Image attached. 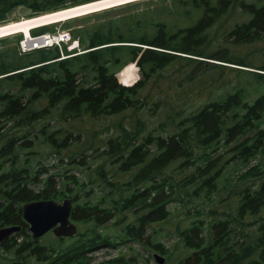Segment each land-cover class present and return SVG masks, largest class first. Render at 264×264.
I'll use <instances>...</instances> for the list:
<instances>
[{
	"label": "trees",
	"instance_id": "trees-1",
	"mask_svg": "<svg viewBox=\"0 0 264 264\" xmlns=\"http://www.w3.org/2000/svg\"><path fill=\"white\" fill-rule=\"evenodd\" d=\"M94 1L98 0H48L50 6L56 3L55 9L30 7L49 13ZM188 1L195 11L203 9L212 21L235 5L248 13L249 23L233 30L241 43L254 42L264 33V6L244 4V0ZM67 2L71 4L66 6ZM17 3L26 5L25 0H0L7 11ZM165 14L159 8L127 11L83 26L73 34L80 40L83 53L71 56L65 47L64 55L70 56L66 59L58 47L26 54L17 47L18 54L0 56V228L21 227L0 244L5 252L14 254L10 264H23L28 258L40 264H95L91 256L95 250L128 240L148 244L164 255L168 250L162 242H153V233L148 234V229L171 217L169 205L182 193L189 198L217 197L231 165L241 172L233 178V187L225 186L223 190L236 198L235 208L224 215L211 210L209 218L196 219L180 232L187 250L180 264H264V73L208 64L180 54L263 72L264 65L233 61L225 50L220 56L205 54L196 43L213 22L201 19L192 26L178 27L168 24ZM132 63H137L142 77L133 86H122L117 75ZM171 68H177L183 76L174 81L179 89L177 99L187 97L186 82L208 83L204 105L188 114L187 109L178 112L170 118L167 130L168 124H163L147 131L141 118L128 125L115 120L128 114L129 118L138 117L149 107L150 102L143 99L144 90L159 84ZM233 76L238 80L236 84ZM121 77L126 76L122 73ZM162 105V100L156 101L152 111ZM58 117L65 123L102 118L115 127L99 147L90 144L80 156L68 157L70 165L86 166L90 153L97 152L102 161L96 164L95 172L99 180L119 192L117 197L87 191V186L97 185L93 175L83 182L66 172L58 183L56 174H49L44 166L32 175L29 162L27 167L18 165L20 152L32 149L37 141L31 139V133L8 134L2 124L12 122L13 129H32L38 122L49 124ZM48 124L40 132L43 142L57 154L70 149L81 137V132L74 139L70 134L73 132H64L60 127L55 130ZM45 174L47 177L42 178ZM82 193L88 199L85 202ZM65 199L74 202L71 220L85 230L70 238L54 235L56 245L45 246L28 233L22 206ZM122 216L123 221L112 223ZM110 223L121 226L119 236L105 234ZM98 264L139 263L119 256Z\"/></svg>",
	"mask_w": 264,
	"mask_h": 264
},
{
	"label": "rangeland",
	"instance_id": "rangeland-1",
	"mask_svg": "<svg viewBox=\"0 0 264 264\" xmlns=\"http://www.w3.org/2000/svg\"><path fill=\"white\" fill-rule=\"evenodd\" d=\"M25 1L26 5L17 3L15 7L10 11H7L0 4V26L23 22L24 20H27L31 17H37L43 14L46 15L50 13H43L46 11H35L30 7L31 4L37 5L41 9H55L56 7V3H53L50 6L48 0ZM183 2L184 3H180L179 0H146L138 3L127 4L122 7H117L110 10H105L100 13L72 19L66 21V23L60 22L49 26L47 29H37L35 30L33 36H40L46 33H55L58 30H67L72 34H75L76 31L80 28H83V26H86L88 24L92 25L99 20L104 21L106 18L113 17L123 12H142L147 9L153 10L159 8L161 12H166V22L173 26L175 25L178 27L186 28L196 24L201 19H207L208 21L210 20L211 22H213V26H210L206 33H203V37L201 38V40L196 43L200 50L203 49V52L205 54L220 56L223 50H225L227 57L232 58L233 61H244L246 63L254 64L259 67L264 65V33H260L258 38L254 42H251L249 44L241 43L242 40L238 39L233 34L234 29L249 23L251 17L248 13H245V11H243L239 6L235 5L231 10H229V12H225V14L212 21L211 18L205 16V12L203 9H200V11H195L192 7L191 2H189L188 0H184ZM244 2V4L256 5L258 7L264 6V0H244ZM70 4L71 2L65 3L66 6ZM23 35L24 34L21 33L17 35H10L9 38L5 37L6 39L2 38V40H0V56H4L7 54L11 56L14 54V52L18 54L17 47H19L20 49V43L25 40ZM81 48L83 50V46ZM180 55L192 59L203 60L208 64H219L227 66L228 68L264 73L262 70L241 67L235 64H229L218 60H212L208 58L202 59L200 57L184 54ZM183 63L186 64L188 62ZM136 65L137 64H135V66ZM136 67L138 69V76L135 79L136 81H134V84H136L142 77L139 67ZM182 77L183 76H181L180 72L177 71V68L169 69L163 74L162 78L164 79H159H162L159 84H151L148 89L144 90L143 99H147L150 102L149 107L147 106L145 110L139 112L138 117L129 118L128 114L126 116L116 117L115 120L118 123H122L123 125H128L131 124L134 120H138L141 118L145 124L147 131L154 130L159 129L163 124H168L170 118H173L178 112L187 109L186 114H188L198 107L204 105L207 102L206 91L208 90V83H198L197 80L186 82L185 90L188 91L187 97L185 99H177L176 95L179 89L176 88L174 81ZM117 78L118 83L122 86H125L121 83L118 75ZM232 81L233 84H236L238 82L235 76L232 77ZM158 100H162L163 105L157 111H152V109L154 108V103ZM36 107L40 108L41 106L37 105ZM130 114H133V112L130 111ZM45 124L47 125L48 123H45L44 121L38 122L37 124L32 126V129L21 128L19 130H17V128L13 129L14 125L12 122H9L8 125L2 124L8 134L21 132L20 135L22 136L24 134L31 133V139L35 140V142L37 141L35 143V147H33L32 149H26L23 152H20L21 155L18 159V165H21V167H27L26 161L27 163L29 162V170L32 175L36 171H39V168L41 166H44L49 170V174H56V180L58 183L59 180H62L60 178L63 177L66 172H68V174L76 175L77 177L81 178L83 182H87V179L93 175L97 182V185L87 186V191H93V193H96V196H105L104 194H106L107 196L112 193L115 197H117L119 192L113 190L111 187H108L102 180H99V177L95 172L96 164L102 161V159H99L100 155L97 152L90 153L92 155L87 161L86 166L70 165L68 157V155L72 154H77L78 156H80L85 151V148L90 146V144H93L95 147H99L104 142V138L111 136L115 132V127L112 126V123L109 120L102 118L98 120H91L89 118H86L82 121L67 123L64 122L62 117L55 118L54 122L48 124L51 128H54L56 130L60 127V129L67 133H69L68 131H71L73 133L70 134H72L74 139H77V134H79V132L82 133L79 141L74 140L70 149H66L58 154L53 151L48 144L43 142V136L41 135L40 130L41 128L45 127ZM170 127L171 125L168 124L165 130L169 129ZM29 152H33V154L28 155ZM257 162L258 160L253 161L251 165L254 166L257 164ZM245 170L246 169H243V172ZM240 172L241 169L238 166L231 165L230 167H228L222 180L224 182L221 184L222 192H220V194L212 200H207L204 197L189 198L185 193H182L177 202L169 205V208L172 212L171 217L167 221L155 223L152 228L148 229V234L153 233V242H162L166 247V249L168 250L166 254L161 255L158 252H154V250L151 249L150 245L148 244L142 245L138 242L128 240L124 243H118L116 246L102 247L95 250L91 254L93 263H104L108 260L116 259L119 256H126L129 259L134 258L139 264H158L155 260V255H159L160 257L166 259L165 264H180L187 255V250L183 247L180 238V232L188 228L189 224L196 219L209 218L207 213L211 210L216 211L221 215H224L225 213L233 210L236 206L234 200L236 198H233L230 195L229 190L225 191L223 190V188L225 186L233 187V180ZM45 177H47L46 174L42 175V178ZM180 178H182V176L178 177V179ZM124 179L125 178L121 180ZM119 180V178H114V181ZM71 187L76 190L79 189V187L75 185H71ZM31 188L37 189L35 185H31ZM102 189L104 190V192L102 191ZM81 196L82 202L88 200L84 193H82ZM90 198L94 203H96L94 195H91ZM59 201L62 202L63 200ZM197 211H200L201 213H198ZM201 214L202 216H200ZM129 215L134 219L132 212H130ZM124 218L125 217L122 216L118 220H114L112 223L116 221L121 222L124 220ZM112 223L109 224V227L105 231V234L111 235L112 237L119 236L121 233V226H116ZM76 225L78 226L79 233L85 230V227H83L82 225ZM28 233L32 235L29 231ZM40 243L45 246L51 244L56 245L54 234L50 232L49 234L41 238ZM13 257V253L5 252L2 248H0V264H10V260ZM23 264L40 263H38L35 258H28L26 261H23Z\"/></svg>",
	"mask_w": 264,
	"mask_h": 264
},
{
	"label": "water",
	"instance_id": "water-1",
	"mask_svg": "<svg viewBox=\"0 0 264 264\" xmlns=\"http://www.w3.org/2000/svg\"><path fill=\"white\" fill-rule=\"evenodd\" d=\"M73 200L62 202L55 200H39L26 203L23 206V219L29 224V232L34 239H41L52 232L57 238H70L78 233V226L71 220ZM21 227L12 226L0 229V242L20 231ZM159 264L165 259L155 255Z\"/></svg>",
	"mask_w": 264,
	"mask_h": 264
},
{
	"label": "bare ground",
	"instance_id": "bare-ground-1",
	"mask_svg": "<svg viewBox=\"0 0 264 264\" xmlns=\"http://www.w3.org/2000/svg\"><path fill=\"white\" fill-rule=\"evenodd\" d=\"M103 1L98 0V1H94L96 3L90 2L87 4L80 5L81 7H78V6H75L76 8L70 7L72 9H70V8H67L69 10L62 9V10H59L57 12H50L49 14H46V15L43 14L41 16L31 17V18H28L27 20L23 19L24 21L20 20L23 22H17L14 24L0 26V39L5 38V37H9L10 35H17V34L23 33L24 34L23 36L25 38L24 41H26V43L29 44V42L31 41L30 39L32 36V31H34V30L46 28V27H49L51 25H54V24H57L60 22H66V21H69L72 19L81 18L83 16H88V15L100 13V12H103L105 10H110L113 8L122 7V6L127 5V4L138 3V2H142V1H146V0H109V1L103 0ZM97 2H99V3H97ZM135 64H137V63H135ZM135 64L132 63V64L128 65L120 73H118V77H119V79L123 85L129 86L132 84H128V83L136 81L135 79L138 76V69L136 67L137 65L135 66ZM122 73L126 77H121ZM23 206H22V209H23ZM73 209H74V202H73ZM16 233H14V234H16ZM0 243H2V242H0ZM155 260H156V258H155Z\"/></svg>",
	"mask_w": 264,
	"mask_h": 264
},
{
	"label": "built area",
	"instance_id": "built-area-1",
	"mask_svg": "<svg viewBox=\"0 0 264 264\" xmlns=\"http://www.w3.org/2000/svg\"><path fill=\"white\" fill-rule=\"evenodd\" d=\"M29 44L26 41L20 43V51L22 53H32L34 51L50 49L58 47L62 53V58L67 57L63 53V49L66 47L67 51L70 52L71 56L82 54V48L80 40L76 39L70 31L58 30L55 33H46L40 36H31ZM26 43V44H25Z\"/></svg>",
	"mask_w": 264,
	"mask_h": 264
}]
</instances>
